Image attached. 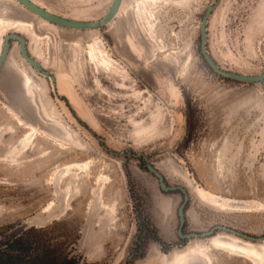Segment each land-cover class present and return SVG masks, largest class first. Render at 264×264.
I'll return each mask as SVG.
<instances>
[{
	"label": "rangeland",
	"instance_id": "obj_1",
	"mask_svg": "<svg viewBox=\"0 0 264 264\" xmlns=\"http://www.w3.org/2000/svg\"><path fill=\"white\" fill-rule=\"evenodd\" d=\"M33 1L100 21L114 0ZM216 3L123 0L107 26L75 30L0 0V56L5 37L19 34L57 84L55 91L11 41L0 72V252L54 264H174L182 253L186 264H264L217 241L262 254L264 242L224 231L181 239L184 199L163 193L146 169L188 192L185 233L227 226L264 237V93L205 61L201 25ZM206 45L221 68L262 74L264 0H221ZM7 74L15 92L2 83ZM24 74L34 81L31 96ZM14 116L35 128L28 146L21 142L29 129Z\"/></svg>",
	"mask_w": 264,
	"mask_h": 264
},
{
	"label": "water",
	"instance_id": "obj_2",
	"mask_svg": "<svg viewBox=\"0 0 264 264\" xmlns=\"http://www.w3.org/2000/svg\"><path fill=\"white\" fill-rule=\"evenodd\" d=\"M21 5H23L26 9H28L33 14L37 15L38 17L48 21L51 24H54L59 27L68 28V29H75V30H94V29H102L103 27L107 26L119 13L121 4L123 0H114L110 9L108 10L105 17L100 21H81L76 19H70L67 17H63L61 15L55 14L41 6H39L33 0H16ZM221 0H217L215 5H212L208 8L201 25V52L202 55L209 65V67L219 76L243 83H255L260 84L261 89L264 93V72L260 75L250 76L240 73L231 72L221 68L216 61L213 59L211 54L209 53L206 45L207 40V25L209 18L211 17L213 11L219 6ZM16 40L20 44V53L22 58L31 66L33 67L40 75L47 77L53 81V86L57 88L56 84V77L53 72L46 71L42 64L38 62L33 56L29 53L28 50V42L27 40L19 35V34H9L5 37L4 40V47L3 51L0 56V72L3 69L6 60L8 58L10 49H11V41ZM147 172L151 173L154 177H156L160 184V189L163 193H171L180 190L184 194V201L179 207V218H180V226L178 229V235L183 240H189L194 237L200 238H210L218 231H224L231 235H235L237 237H241L243 239H247L251 243H259L264 242V237H254L247 235L245 233L239 232L233 228L227 226H216L211 231L206 233H184V228L186 224V208L188 202L190 200V196L185 188L181 186H169L165 180V177L151 164H147Z\"/></svg>",
	"mask_w": 264,
	"mask_h": 264
},
{
	"label": "bare ground",
	"instance_id": "obj_3",
	"mask_svg": "<svg viewBox=\"0 0 264 264\" xmlns=\"http://www.w3.org/2000/svg\"><path fill=\"white\" fill-rule=\"evenodd\" d=\"M25 86L26 88L30 91L31 95H33V86H34V81L30 76H26L25 78ZM13 110L10 109V111L8 113L12 114ZM14 119L17 121L18 125L20 126H24V122L23 120L17 118L16 116H14ZM25 128H28L29 131L27 132L25 138L22 140V144L25 146H28L31 141L34 139V132H35V128L30 127L29 125H25ZM36 139V138H35ZM202 197L206 198L207 197V192L199 189L198 192ZM104 210L106 211H110V213L114 212V208H110V206H104L103 207ZM109 213V214H110ZM117 222H113V225H116ZM217 245L223 248H227L230 250H235V251H239L241 253H246V254H254L256 256L257 260H261L262 262L264 261V254L257 252L255 249H252L250 247H246V246H241V245H237L234 242H229V241H217ZM186 253H182V254H178L177 257L174 259V264H186L187 260H186ZM258 264V263H257Z\"/></svg>",
	"mask_w": 264,
	"mask_h": 264
},
{
	"label": "trees",
	"instance_id": "obj_4",
	"mask_svg": "<svg viewBox=\"0 0 264 264\" xmlns=\"http://www.w3.org/2000/svg\"><path fill=\"white\" fill-rule=\"evenodd\" d=\"M147 226L149 227L150 224H147ZM152 232L155 233L156 229L152 228ZM156 234V233H155ZM158 242H161L159 239H156ZM18 246H20L18 244ZM19 248V247H17ZM19 251V255L18 254H4L2 252H0V264H54L53 261H47L41 258H36L33 260H27V258L25 256L22 255V252H20L19 249H14L13 253L18 252ZM23 251V250H22ZM26 254V253H23ZM65 264H70V263H65Z\"/></svg>",
	"mask_w": 264,
	"mask_h": 264
},
{
	"label": "flooded vegetation",
	"instance_id": "obj_5",
	"mask_svg": "<svg viewBox=\"0 0 264 264\" xmlns=\"http://www.w3.org/2000/svg\"><path fill=\"white\" fill-rule=\"evenodd\" d=\"M5 77L4 78H2L3 79V81H2V83H4V84H7L8 85V87L10 88V92H15L13 89H14V87H12L13 85H14V81H13V79H12V77L10 76V75H4ZM26 76H28V74H24L23 75V77H24V81H23V85H24V89H25V91H26V94L28 95V96H31V93H30V91L26 88V86H25V78H26ZM33 79V78H32ZM16 90V89H15ZM158 180V179H157ZM168 184V183H167ZM175 193H180V195L183 197V199H184V194L180 191V190H178V191H176ZM184 233H185V228H184Z\"/></svg>",
	"mask_w": 264,
	"mask_h": 264
}]
</instances>
